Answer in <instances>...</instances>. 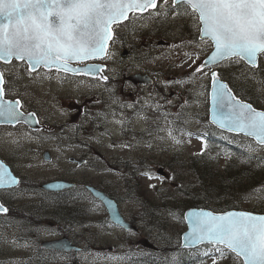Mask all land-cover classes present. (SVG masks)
Listing matches in <instances>:
<instances>
[{
	"label": "rangeland",
	"instance_id": "374dc122",
	"mask_svg": "<svg viewBox=\"0 0 264 264\" xmlns=\"http://www.w3.org/2000/svg\"><path fill=\"white\" fill-rule=\"evenodd\" d=\"M164 7L167 8L166 5ZM193 23L191 15H176L171 11L168 16V13L156 15L154 12L149 17L133 15L127 25L116 28L118 37L112 42L109 52L112 75L117 77L118 73L127 71L125 74L128 77L136 73L132 67L138 65L143 67V72L147 73L144 75L150 76L155 84L143 86V89L129 85H121L113 90L107 88V104L114 112V118L110 120L111 129H108L110 132L113 130L114 138L101 132L95 133L96 126L98 130H103L105 123L104 118L99 117L92 132L95 138L84 139L95 152L94 155L89 154L94 156V166L84 169L80 178L109 187L112 191L118 190L117 195L122 202L125 217L142 224V235L136 236L137 238L131 235V238H136L132 244L117 246L123 237L122 233L104 226V210L100 207L98 212L88 207L86 202H83L84 207L77 216L71 217L74 222H68V218L61 215V211H65L67 207L56 209L55 215L42 216L49 212L46 209L41 215L40 207L53 203V200L40 191L38 185L29 183L20 191L22 214L20 213L18 224L15 227L8 225L0 228V264H67L74 263L75 259L80 264H141L133 261V258L143 253L157 252L161 256H177L186 225L177 215L184 206V198L181 203V197L175 194L180 180L194 182L195 177L190 173L189 165L196 158L205 157V160H197L198 163H211L217 171L224 172L226 166L235 161L229 156L214 155L204 140L181 129L180 116L184 120H187L185 117L189 119L191 131H199L203 122L206 126L209 117L205 87L210 82L211 70L197 73L195 69L211 52L212 44L209 41L196 42L190 36L198 33ZM128 42L145 50L139 56L134 55ZM183 43L185 47H182ZM261 61L264 67V57ZM221 67L224 70V65ZM3 70H6L10 79L9 90L13 98L23 99L30 110L42 111V120H48L56 128L50 133V137L55 140L51 144H39L38 137L26 139L20 135L6 140L4 147L22 144L30 149L31 153L26 149L19 150L17 161V168L26 179L38 184L55 175L60 176V168L65 167L63 163L66 155L71 156L66 149L63 160L60 158L59 144L63 124L68 121V116L62 115V94L65 91L72 93L75 82L59 73L46 70L30 74L28 66L21 63H12ZM235 70L238 74L236 79L240 80L239 69ZM187 72H193L190 80H187ZM246 74L252 76L253 72L246 71ZM242 79V82H248V79ZM123 81H126L124 75ZM241 86L252 95H259L260 100L255 105L264 110V90L257 89L262 86L253 83ZM88 91L84 87L83 93ZM117 106L119 108L115 111ZM97 107L103 111L104 103L101 102ZM120 109L122 114L118 112ZM81 124L87 125L86 122ZM88 133L91 134V130ZM32 145L35 150H32ZM6 150L11 152L9 148ZM45 150L51 153V162L44 160ZM85 154L86 150L83 149L82 155ZM80 155L78 152L77 156ZM185 165L188 168L183 170ZM159 170L163 172L161 175ZM124 180H128L131 191L126 196ZM119 183L124 191H119ZM163 199L167 200L165 208L161 207ZM67 204L74 205L71 202ZM150 204L158 206L154 223L148 216L147 207ZM239 207L246 211L264 212V199L252 198L242 202ZM63 235L73 239L80 236L84 242L83 251L79 254L55 256L54 260L51 256V261L57 262H48L50 256L42 248V242ZM146 241L156 246L157 250L148 248ZM173 261L176 262V259ZM237 263L236 256L225 255L222 259H217V264ZM200 264H213V260L208 256Z\"/></svg>",
	"mask_w": 264,
	"mask_h": 264
},
{
	"label": "snow or ice",
	"instance_id": "6c2138e0",
	"mask_svg": "<svg viewBox=\"0 0 264 264\" xmlns=\"http://www.w3.org/2000/svg\"><path fill=\"white\" fill-rule=\"evenodd\" d=\"M148 9H156V15L172 11L193 17L200 40L207 39L214 47L196 72L224 60L247 61L257 67L258 57H264V0H0V60L9 64L13 58L26 61L30 74L40 66L73 74L94 73L99 70L97 66L75 68L70 62L106 57L108 42L113 38L112 26L127 20L129 13ZM212 82L214 108L222 115L228 110L223 120L216 119L214 112L213 122L244 132L264 145V111L237 100L227 84L220 82L218 73H212ZM5 84L4 72L0 71V121L14 124L34 120L36 114H25L20 100L5 99ZM18 183L0 162V188ZM7 211L0 204V213ZM189 215L193 217L192 240L207 241L219 254L217 257L211 250L204 252L213 264L226 251L242 258V264H264V216L203 211ZM184 239L188 241L189 236Z\"/></svg>",
	"mask_w": 264,
	"mask_h": 264
},
{
	"label": "flooded vegetation",
	"instance_id": "af4514ba",
	"mask_svg": "<svg viewBox=\"0 0 264 264\" xmlns=\"http://www.w3.org/2000/svg\"><path fill=\"white\" fill-rule=\"evenodd\" d=\"M131 26V24H129ZM129 48L131 49V53L134 55L135 52L133 51L135 49V46L132 42H128ZM138 56V55H137ZM111 57L108 56L104 60V67H102L100 70L96 71V77L95 78H84L79 76H73V75H63L64 78L67 80L74 81L76 86H74L70 92H63L62 94V115L66 114L68 116V121L63 124V131L61 135V141L59 144L60 147V158L63 160V153L66 154V149L69 150L71 153L70 155H66L65 163L63 165L66 167L60 168L61 175H55L54 177L50 178L48 181H43L42 183H35L33 181H30L25 178V175L22 174L17 168V161H18V154L19 150L26 149L28 153L30 149L27 146L19 145L16 146V144H11V147H8L11 152H9L7 147H4V142L8 140L9 138H16L20 135L25 136L26 139L29 137L39 139V144H51V142H54L55 140L48 136V133H51L52 124L48 120H42V115L39 109L30 110L27 104H25V101L23 99H20L22 102V111L25 114L28 113H35L38 117L39 121H42V127H40L37 130L31 129L27 124H7V125H0V160L5 162L10 168L12 173L19 177L21 180V183L12 188L8 189H0V204H3L5 208L8 209L7 213H0V228H4L9 226H16L18 223V218L20 216V204H19V198H20V191L25 186H28L29 183H34L35 185H38V189L40 191H43L49 197L51 200H53V203L46 205L44 211L47 209L49 212L48 216H52V214L56 213V209H62L66 208L65 211H61V215H64L66 213L67 217H73L77 216L78 212L83 208V202H86L88 204V207L97 210L99 212L100 209V201L93 195L92 191L90 190V187L97 188L106 194H108L111 198H113L119 205L121 213H123V209L121 208L122 202L119 200V197L117 195V191H112L111 188L105 187L99 184H95L92 182H89L88 180H84L80 178V175L84 173V169L93 167V158L95 152H93L92 146L85 141L84 139H94L95 136H93L92 132L95 128L96 122L98 121L99 117H103L105 120L103 130H98L96 126L95 133L101 132L103 135L108 134L110 137L113 136V130L112 132L109 131L108 128L110 127V120L114 116L113 110H111L108 107V102L106 100V97L109 96V90L107 88L113 90V88L117 89L121 85H129L134 86L136 88L143 89V84L136 83L132 76L134 74H130L128 77L123 73H118L117 77H114L111 72V66L109 65ZM136 70L137 75H143L147 74L143 72V67L134 65L132 67ZM130 71V68H127ZM131 73V72H130ZM122 75L125 76V80L122 82ZM103 77H107V80H104ZM134 81V82H133ZM155 84V81L153 85ZM114 85V86H112ZM152 85V86H153ZM103 86V87H102ZM112 86V87H111ZM6 96L5 99L7 100H17L18 98H13V96L10 94L9 90V84L6 82ZM84 87L87 88V91L85 94L83 93ZM66 90V89H65ZM104 103V110L101 111L98 105L100 103ZM44 116V115H43ZM40 121V122H41ZM81 122H86L87 125L84 126V124H81ZM109 126V127H108ZM91 130V134L88 133V131ZM43 132V133H41ZM48 134V135H46ZM35 145V144H33ZM32 147V150H35V148ZM43 145L40 146L41 153L43 152ZM86 150V154L82 155V150ZM49 152L48 150L44 151ZM80 152L81 155L77 156V153ZM44 153V156H45ZM50 155L51 161L53 160V157ZM81 161V162H79ZM63 180L71 184L70 187L64 188L59 191H46L42 189V185L51 182V181H58ZM124 185L127 189V192L125 193V196L128 195L127 193H131L130 186L128 180H124ZM119 191H124V189L121 188V183L118 184ZM57 200H60L62 203H57ZM67 202H71L74 205L68 206ZM74 208V209H73ZM76 211V212H74ZM104 214H106V211L104 209ZM22 214V213H21ZM55 215V214H54ZM81 215V214H79ZM124 218L129 221L131 224L137 226V230L135 231H123L122 229L115 227L112 225V223L106 220V216L103 218L104 221L108 222V228L119 230L122 233L120 244H116L117 246H127L129 244H132V241L135 240L137 237L142 235V224L139 222H135L132 220H128L125 217V214L123 213ZM74 226V224H71ZM12 229V228H11ZM131 235H135L136 238H131ZM64 236V235H63ZM60 236V237H63ZM58 237V238H60ZM54 238V239H58ZM72 242L80 246L83 250L82 246L84 245L83 239L80 238V236H76L74 239L70 237ZM38 246H40V243H37ZM48 251V250H47ZM47 254L50 256V259L48 262H57V261H51L54 260L55 256H59L62 254H65L64 252H58V251H48ZM60 262V261H58ZM72 262V260H70Z\"/></svg>",
	"mask_w": 264,
	"mask_h": 264
},
{
	"label": "trees",
	"instance_id": "16d2710c",
	"mask_svg": "<svg viewBox=\"0 0 264 264\" xmlns=\"http://www.w3.org/2000/svg\"><path fill=\"white\" fill-rule=\"evenodd\" d=\"M145 50V49H144ZM142 47L135 46L133 50L135 54L139 56L143 51ZM239 69V75L241 81L236 79L238 76L237 71ZM246 71L253 72V75H247ZM221 76L229 83L235 93L251 102L255 105L256 101L260 100L259 95H252L248 90L242 88L241 85H260L262 88H257L260 91L264 90V67L259 66L256 69H250L242 61L240 63H231L230 61L224 63V70H220ZM248 77H244V76ZM248 79V82H242L243 79ZM256 106V105H255ZM186 118V117H185ZM181 129L184 132L196 135L200 134L205 138L209 151L216 156H229L235 161L226 166L224 172H219L210 163H198L203 159L196 158L193 160L190 167V173L195 177L194 182H186L180 180L178 187L176 188L177 197L182 198L184 206L177 213L178 217L183 220L184 210L186 208H208L215 212H226L230 210L240 209L239 205L252 198L264 199V149L260 148L253 140L245 138L243 136L224 134L216 129L210 123H207L198 131L191 132L186 124V120L182 119ZM208 122V121H207ZM218 152L221 154L219 155ZM256 152V154H255ZM188 168L184 166L183 170ZM57 203H62L57 200ZM167 206V200H162V208ZM40 214L44 212L45 206L40 207ZM158 206L150 204L147 207L149 210V218L154 223L156 220V210ZM258 213H264L260 211ZM42 215V214H41ZM42 216H46L42 215ZM68 221L74 222L71 218ZM177 256L169 257L167 255H159L154 253H143V256L137 258L138 263L143 264H199L208 256L204 255L205 251L211 250L215 253V247L205 246L195 251H187L179 247ZM215 255H219L215 253ZM225 255H230L226 251ZM176 259V262L173 260ZM201 261V262H200ZM242 264V261L238 258V263Z\"/></svg>",
	"mask_w": 264,
	"mask_h": 264
},
{
	"label": "water",
	"instance_id": "95a60500",
	"mask_svg": "<svg viewBox=\"0 0 264 264\" xmlns=\"http://www.w3.org/2000/svg\"><path fill=\"white\" fill-rule=\"evenodd\" d=\"M150 9H148L147 11H149ZM145 11V12H147ZM138 13H141V12H138ZM144 13V12H142ZM131 13H129L130 15ZM128 15V17H129ZM124 21L126 20H123L122 22L120 23H123ZM114 26V25H113ZM112 26V27H113ZM111 40H109L110 42ZM109 42H108V46H109ZM108 49V48H107ZM214 51V50H213ZM213 53V52H212ZM212 53L204 60L206 61L211 55ZM104 57H98V58H94V59H89V60H86L84 61L83 63L85 62H88V61H92V60H97V59H102ZM259 58L258 57V60H257V64H259ZM13 60H16L15 58H13ZM12 60V61H13ZM2 61V60H1ZM11 61V62H12ZM19 61V60H18ZM226 61V60H224ZM224 61H220L216 64H211V65H208L207 67L203 68L202 70L206 69V68H210V67H213V66H216ZM4 62V61H2ZM247 63V61H245ZM5 63V62H4ZM77 63H80V62H77V61H72L70 62V66L71 67H74L73 64H77ZM6 64H9V63H6ZM248 64V63H247ZM249 65V64H248ZM251 66V65H249ZM253 67V66H251ZM40 68H45V69H48V70H59L57 69L56 67H51V68H48V67H44V66H40L38 67L35 71L39 70ZM78 68H81V67H78ZM83 68H86V67H83ZM59 71H62V70H59ZM34 72V71H33ZM64 72V71H62ZM68 73V72H67ZM215 73H218V72H215ZM76 74H80V75H90V74H84V73H76ZM138 78V79H137ZM137 81L140 82L142 81L141 79H139V76L136 77ZM219 80L221 83H224V84H227L226 82H224L220 77H219ZM147 83H151V81L147 78V77H143V84H147ZM228 86V84H227ZM229 88V86H228ZM230 89V88H229ZM232 94L236 97L237 100L241 101L242 103H245V104H249L252 106V108H254L256 111H261V110H258L256 109L252 104L250 103H247V102H244L243 100L239 99L235 93L231 90ZM212 95H213V82L211 81V91H210V122L212 124H214L216 127H218L220 130L224 131V132H228V133H233V134H237V135H244L246 137H249L253 140H256L255 137H252V136H248L246 135L244 132H237V131H231L229 130L228 128H222L219 126L218 123H214L213 122V118H214V112H215V116H216V119L218 120H223V119H226V115H227V109L223 110L224 111V115L221 114V110L218 109V108H214V105H213V101H212ZM34 120L36 121V119L34 118ZM34 120L32 118H29L27 120V122H20V123H26L27 125H29L32 129H37L38 128V124L36 122H34ZM6 124H9L7 122H4V121H0V125H6ZM15 124H18V123H14V124H11V125H15ZM258 143V142H257ZM259 144V143H258ZM260 145V144H259ZM261 146H264V145H261ZM49 155H46L45 156V160L49 161ZM1 162V161H0ZM3 163V162H2ZM4 164V163H3ZM5 165V164H4ZM6 166V165H5ZM6 168L8 169V171L10 172V174L12 176H14L12 173H11V170L8 166H6ZM15 177V176H14ZM17 178V177H16ZM18 179V178H17ZM18 181L20 182V180L18 179ZM19 184V183H18ZM18 184H13V185H9V186H6L5 188H10V187H14ZM71 184L68 183V182H65V181H57V182H52V183H49V184H46L43 186V188L45 190H49V191H59V190H62L64 188H67V187H70ZM2 189V188H0ZM91 190L93 191L94 195L100 199L104 205L106 206V209L109 213V216H110V220L118 225V226H121L122 228L126 229V230H130V229H133L135 230L136 227H134L132 224L128 223L127 221L124 220L123 216L121 215L120 211H119V208H118V205L116 203L115 200L111 199L107 194L103 193L102 191H99L97 189H94V188H91ZM212 212L213 214L215 215H223V214H218V213H215L209 209H199V208H192V209H188L186 212H185V221H186V224H187V231L182 235V247L185 248V249H196L200 246H204V245H209L207 241H204L203 243H200V242H195L192 240L191 236H190V233L192 232V220H193V217H191L189 215V213H193V212ZM229 212H243V211H229ZM228 213V212H226ZM249 213V212H247ZM254 214V213H252ZM254 215H257V216H264V214H254ZM185 236H189V240L186 241L184 238ZM146 246L151 248V249H156L155 246L149 244L148 241H146ZM43 247L47 248V249H51V250H57V251H79L80 249L76 246H74L72 244V242L68 239V238H63V239H60V240H52V241H46L43 243ZM242 260V258H241ZM74 264H78V263H74Z\"/></svg>",
	"mask_w": 264,
	"mask_h": 264
}]
</instances>
